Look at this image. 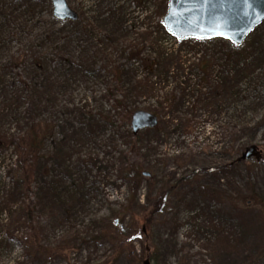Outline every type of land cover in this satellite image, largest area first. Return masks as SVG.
Instances as JSON below:
<instances>
[{"label": "rangeland", "instance_id": "374dc122", "mask_svg": "<svg viewBox=\"0 0 264 264\" xmlns=\"http://www.w3.org/2000/svg\"><path fill=\"white\" fill-rule=\"evenodd\" d=\"M15 1H9L4 17L7 29L20 34L24 6ZM66 2L77 20L90 25L89 38L79 36V43L89 49L96 75L85 85L75 78L72 97L43 113L45 124L55 128L54 142L65 146L43 167L45 181H59L64 199H82L68 213L60 201L45 205V211L38 206L33 224L41 227L44 246L69 251L43 255L22 249L19 240L28 230L21 200L12 212L5 206L16 185L14 154L0 148V264H143L146 259L149 264H264V21L240 46L219 38L178 41L161 23L167 0ZM35 12L24 29L31 35L49 27L47 11ZM25 45L11 40L7 46L14 53ZM133 54L139 59L131 61ZM104 57L132 68L135 81L147 80L152 89L137 99L134 111L154 114L158 124L135 136L134 153H129L130 125L122 123L120 110L110 113L112 126L90 128L88 141L72 135L79 123L72 108L81 106V94L90 99L104 94ZM95 107L89 101L86 109L94 114ZM19 130L0 122L5 140ZM51 146L48 142L43 152ZM251 146L260 159L240 160ZM124 156L150 175L138 186L121 178ZM163 191L165 206L145 227L142 206ZM152 253L157 263L149 259Z\"/></svg>", "mask_w": 264, "mask_h": 264}, {"label": "trees", "instance_id": "16d2710c", "mask_svg": "<svg viewBox=\"0 0 264 264\" xmlns=\"http://www.w3.org/2000/svg\"><path fill=\"white\" fill-rule=\"evenodd\" d=\"M9 1L11 0H0V18L3 16L0 23V122L14 124L20 130L16 135L12 134L6 139L8 141L5 140L6 137H0V148H12L14 154L12 176L16 185L12 191L9 190L8 202L5 206L11 211V207L21 200L22 206L19 209L25 213L24 221L27 224L25 228L28 230L19 240L24 251L43 255L64 254L69 248L43 245L41 227L33 224V215L38 206L39 208L42 206L45 211V205L50 202L57 204L59 201L62 205L60 209L68 213L78 204L82 196L78 199H64L63 196L66 194L60 189L59 181H45L48 173L47 168L43 167V163L44 165L47 163L45 159H49L51 164L65 146L54 142L55 128L50 123L45 124L43 113L50 108L60 106L63 97H72L71 83H74L75 78L80 76L78 81L85 85L89 84V77L96 75L93 71L95 65L91 61V56L89 57V49L79 43V36L89 38L90 25L82 24L79 20L76 22L55 20L51 15L49 0H16L13 4L17 3L18 7L24 6L20 17V28L23 30L20 34H16L6 27L8 19L4 16L6 9L12 5ZM36 9L47 11L48 22H44L49 23V27L45 29L42 26L38 28L37 33L31 35L29 32H24V29L28 27L27 23L34 20ZM99 18H95L94 23H97ZM36 24L37 21L31 26L32 30ZM11 40L24 42L26 45L21 50L11 53V49L7 46ZM138 55L133 54L131 61L139 59ZM104 58L103 71L108 74L105 78L102 77L104 94L99 99L95 97L90 99L89 96L81 94L82 98L79 102L81 106L72 108L76 109L73 114L79 120L72 135L79 142L89 140L90 128L104 130L112 126L114 122L110 113L114 110L123 112L122 123L127 125L130 115L135 110L134 104L137 99L152 93L151 88H146L147 80L135 81L132 68L121 64L119 60L110 62L109 59ZM144 64L147 68L152 67L149 60H145ZM13 72L15 74H12ZM89 101L97 103L94 114L86 109ZM104 105L108 107L107 110H104ZM69 107L70 104L66 106ZM129 137L133 138L129 153H134L137 140L135 136ZM48 142L54 146H51L49 152H43ZM123 159L121 178L129 184L138 186L142 172L138 166L129 164L126 156ZM136 191L134 189L132 200L133 198L136 200ZM166 193L165 191L159 193L152 201L148 196L145 206H142L145 227L150 224L156 213L163 210ZM20 215L23 218V215ZM19 221L20 219L17 223ZM155 256L156 254H149V259L157 263Z\"/></svg>", "mask_w": 264, "mask_h": 264}, {"label": "water", "instance_id": "95a60500", "mask_svg": "<svg viewBox=\"0 0 264 264\" xmlns=\"http://www.w3.org/2000/svg\"><path fill=\"white\" fill-rule=\"evenodd\" d=\"M52 17L60 21L77 20V14L66 0H49ZM264 21V0H168L162 26L178 41L185 39L210 40L220 38L240 46L244 39ZM157 117L138 110L130 116L133 136L157 126ZM259 160L255 146L246 148L240 160ZM142 173V176H148ZM143 264H149L146 259Z\"/></svg>", "mask_w": 264, "mask_h": 264}]
</instances>
